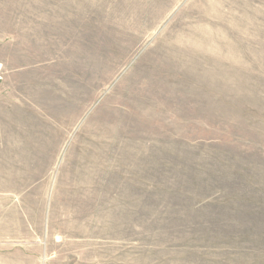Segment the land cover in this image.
Wrapping results in <instances>:
<instances>
[{
  "label": "rangeland",
  "instance_id": "obj_1",
  "mask_svg": "<svg viewBox=\"0 0 264 264\" xmlns=\"http://www.w3.org/2000/svg\"><path fill=\"white\" fill-rule=\"evenodd\" d=\"M0 41V264H264V0H0Z\"/></svg>",
  "mask_w": 264,
  "mask_h": 264
},
{
  "label": "crops",
  "instance_id": "obj_2",
  "mask_svg": "<svg viewBox=\"0 0 264 264\" xmlns=\"http://www.w3.org/2000/svg\"><path fill=\"white\" fill-rule=\"evenodd\" d=\"M0 43L2 44L3 41H0ZM3 62L4 60L0 59V156H4L5 151L9 152L10 148L12 149L11 151H15L16 148L21 150V146L15 142H20V140H22L21 137L19 138V134H3L1 129V126L4 123H12V120L18 115L19 110L21 109V107L16 104L18 102L13 100L14 95L11 94V91L6 90V86L4 85V77L6 76V72H19L22 70H6L3 68Z\"/></svg>",
  "mask_w": 264,
  "mask_h": 264
}]
</instances>
